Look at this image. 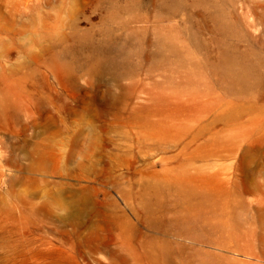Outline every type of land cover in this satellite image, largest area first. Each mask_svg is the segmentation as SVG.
I'll return each mask as SVG.
<instances>
[{
	"label": "rangeland",
	"instance_id": "obj_1",
	"mask_svg": "<svg viewBox=\"0 0 264 264\" xmlns=\"http://www.w3.org/2000/svg\"><path fill=\"white\" fill-rule=\"evenodd\" d=\"M163 241L264 264V0H0V264Z\"/></svg>",
	"mask_w": 264,
	"mask_h": 264
},
{
	"label": "bare ground",
	"instance_id": "obj_2",
	"mask_svg": "<svg viewBox=\"0 0 264 264\" xmlns=\"http://www.w3.org/2000/svg\"><path fill=\"white\" fill-rule=\"evenodd\" d=\"M253 156H250L247 160H253ZM87 202V197L84 194H76L74 197V201L73 203L75 204V206L80 207L81 205L84 206V204ZM231 202V201H229ZM235 203V202H234ZM146 207H149L148 202L144 203ZM187 211H188V217L186 218L188 221H193L195 219L193 213H195L197 210H204L206 207V202H200L197 205H193L190 202H187ZM225 204V203H224ZM227 204V202H226ZM231 204V203H230ZM224 206V205H223ZM234 206V205H233ZM232 206V208H234ZM230 207V206H229ZM221 208V207H220ZM219 208V209H220ZM224 207H222L223 209ZM232 208L231 212H232ZM225 209V208H224ZM215 212V211H214ZM230 212V213H231ZM223 213V212H222ZM214 214V213H213ZM224 214V213H223ZM217 215V214H216ZM221 215V214H220ZM227 215H229L227 213ZM215 216V214H214ZM218 216V215H217ZM234 216V215H233ZM224 217V216H223ZM154 220L153 218H150L148 223H153ZM224 222H226V220H224ZM229 224V222H228ZM232 227V226H231ZM233 228V227H232ZM223 229V228H222ZM226 229V228H225ZM231 230V229H230ZM123 231L124 234L127 238H129L130 235V231H131V225H129V223H125L123 226ZM219 231V230H218ZM223 231V230H222ZM216 232V231H215ZM225 234V233H224ZM231 235V234H229ZM229 238V237H228ZM233 238V237H232ZM231 239V238H230ZM234 239V238H233ZM225 245L228 246L230 245V241H226ZM231 246V245H230ZM172 253V248L171 245L168 241H163V242H153L152 244V255L150 258H152V261L155 264H164L161 263V261L165 260L168 256H170V254ZM200 258H201V262L202 264H236L234 261L229 260L227 258L221 257V256H216L213 255L210 252H203L201 254H199Z\"/></svg>",
	"mask_w": 264,
	"mask_h": 264
}]
</instances>
